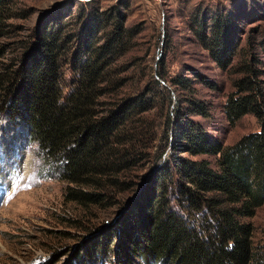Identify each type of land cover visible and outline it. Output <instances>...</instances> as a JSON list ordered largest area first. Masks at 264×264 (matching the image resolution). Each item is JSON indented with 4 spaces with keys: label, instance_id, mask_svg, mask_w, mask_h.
I'll use <instances>...</instances> for the list:
<instances>
[{
    "label": "trees",
    "instance_id": "1",
    "mask_svg": "<svg viewBox=\"0 0 264 264\" xmlns=\"http://www.w3.org/2000/svg\"><path fill=\"white\" fill-rule=\"evenodd\" d=\"M11 1L0 0V118L23 126L38 143L67 184L65 200L120 207L69 264L87 258L89 264H264L251 221L264 205V105L257 96L263 88L252 68H236L242 76L233 80L224 111L231 124L252 114L260 128L224 144L190 117H210V104L188 98L187 108L173 112L166 106L171 94L157 80L130 84L131 64L121 60L139 31L126 26L120 4L91 5L76 22L47 24L6 43L17 31L9 23ZM229 23L221 16L199 23L205 48L223 69L233 66L237 50ZM158 104L160 120H151ZM158 137L159 154L150 151ZM200 155L213 160L194 159ZM147 161L153 165L140 191L118 200Z\"/></svg>",
    "mask_w": 264,
    "mask_h": 264
},
{
    "label": "rangeland",
    "instance_id": "2",
    "mask_svg": "<svg viewBox=\"0 0 264 264\" xmlns=\"http://www.w3.org/2000/svg\"><path fill=\"white\" fill-rule=\"evenodd\" d=\"M117 4L126 12V26L139 31L134 49L121 60L131 64L127 71L132 77L130 84H154L157 80L159 90L171 94L172 101L166 106L173 112L179 106L187 108L188 98L210 104V117H190L202 122L224 144L259 130V121L252 114L231 124L224 106L234 91L233 80L242 76L236 68L246 64L263 88L257 96L264 105V0H12L8 11L15 15L9 23L16 24L17 31L3 41L29 38L32 31L47 24L76 22L79 14L89 13L91 5L106 10ZM218 16L229 18V38L237 47L233 66L228 69L217 63L199 36V23L210 25ZM13 45L11 48H16ZM71 76L72 70L66 69V77ZM159 92L157 98H162ZM159 104L151 120H160ZM159 133L161 137L160 129ZM159 137L153 144L158 148L150 149L158 154ZM44 156L23 126H12L5 116L0 118V264H69L92 240L91 231L112 222L120 210L118 203L83 207L65 200L67 184ZM199 158L213 160L204 155L194 157ZM148 162L136 169L133 189L118 194V200L125 202L140 191L153 165ZM251 221L255 248L264 252V205Z\"/></svg>",
    "mask_w": 264,
    "mask_h": 264
},
{
    "label": "built area",
    "instance_id": "3",
    "mask_svg": "<svg viewBox=\"0 0 264 264\" xmlns=\"http://www.w3.org/2000/svg\"><path fill=\"white\" fill-rule=\"evenodd\" d=\"M84 1H87V0H84Z\"/></svg>",
    "mask_w": 264,
    "mask_h": 264
}]
</instances>
